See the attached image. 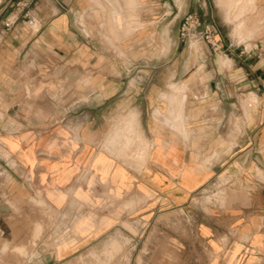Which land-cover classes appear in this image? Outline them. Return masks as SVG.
I'll return each mask as SVG.
<instances>
[{
	"label": "crops",
	"instance_id": "crops-1",
	"mask_svg": "<svg viewBox=\"0 0 264 264\" xmlns=\"http://www.w3.org/2000/svg\"><path fill=\"white\" fill-rule=\"evenodd\" d=\"M217 1L0 0V224L40 190L130 264H264V0Z\"/></svg>",
	"mask_w": 264,
	"mask_h": 264
},
{
	"label": "rangeland",
	"instance_id": "rangeland-1",
	"mask_svg": "<svg viewBox=\"0 0 264 264\" xmlns=\"http://www.w3.org/2000/svg\"><path fill=\"white\" fill-rule=\"evenodd\" d=\"M217 3L227 13L216 17L220 25L225 21L237 33L253 28L254 0ZM23 203L20 215H7L6 223L0 224V264H130L129 250L143 247L142 240L131 241L114 231L99 239H78L79 225L71 222L76 209L63 212L52 207L40 190ZM66 245L68 257L66 251L59 254Z\"/></svg>",
	"mask_w": 264,
	"mask_h": 264
},
{
	"label": "built area",
	"instance_id": "built-area-1",
	"mask_svg": "<svg viewBox=\"0 0 264 264\" xmlns=\"http://www.w3.org/2000/svg\"><path fill=\"white\" fill-rule=\"evenodd\" d=\"M32 23L33 20H30ZM12 23L7 21L6 27H9ZM203 25L200 16L197 13L188 14L183 22L181 36L182 39L190 38L192 34L197 33L198 28ZM201 38H205L215 49L218 47V41L214 37V31L211 25H204L203 31L200 33Z\"/></svg>",
	"mask_w": 264,
	"mask_h": 264
}]
</instances>
